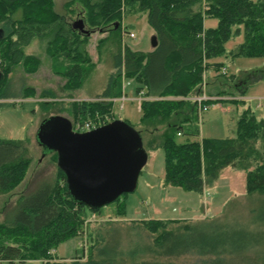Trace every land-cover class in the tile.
<instances>
[{
  "label": "trees",
  "instance_id": "16d2710c",
  "mask_svg": "<svg viewBox=\"0 0 264 264\" xmlns=\"http://www.w3.org/2000/svg\"><path fill=\"white\" fill-rule=\"evenodd\" d=\"M64 8L65 13L58 14L54 0H0V108L4 105L1 100L9 97L7 77L15 66L24 61L33 62V68L38 65L34 57L25 55V48L35 39H48V55L66 62L62 75L67 79L66 89L71 91L80 87L84 67L90 64V38L94 33L104 34L98 43H110L116 48V72L102 96L105 101L69 104L66 110L72 124L105 121L103 126L117 120L113 102L107 99L116 94L122 96V78L135 79L137 94L146 89L140 125L135 130L148 154L164 151L165 184L203 193L225 168L233 167L245 171L247 195L257 194L264 203V119H258L248 108L237 120L236 137L200 139L199 104L194 100L205 95L202 89L206 73H219L225 67V63L212 60L264 58V0H67ZM129 16L147 17L158 38V46L152 52L123 45V20ZM75 17L83 19L82 28L71 23L70 19ZM206 19H216L217 26L205 28ZM240 35L243 42L228 51L226 44ZM28 90H23L25 97L33 93ZM217 95L224 96L223 92ZM216 102L207 100L203 104ZM178 137L184 141L178 143ZM26 144L22 140H0V195L12 192L25 179L31 164ZM52 159L56 164L54 180L42 184L31 195H22L11 206L10 213L9 209L0 213V261L264 264V208L258 220L248 226L260 236H229L220 226L212 237L201 232L195 222L178 220L140 221L137 225L108 222L109 227L97 232L95 239L90 233V245L82 257L58 258L54 250L68 239L83 237L89 214L100 208L80 203L70 195L66 176L57 164V153H52ZM116 202L121 207L118 215H123L124 202L120 198ZM129 224L130 230L125 227ZM140 227L150 240L149 247L138 250L132 246V240L134 230ZM120 230L130 232L131 236L121 234ZM123 235H128L127 239ZM112 240L118 243L112 244ZM194 255L198 261L177 262Z\"/></svg>",
  "mask_w": 264,
  "mask_h": 264
},
{
  "label": "rangeland",
  "instance_id": "374dc122",
  "mask_svg": "<svg viewBox=\"0 0 264 264\" xmlns=\"http://www.w3.org/2000/svg\"><path fill=\"white\" fill-rule=\"evenodd\" d=\"M66 1L54 0V9L58 14L65 13ZM70 21L71 23L79 21L84 25L82 18L75 17ZM205 25L208 28H215L217 20L206 19ZM125 32L133 33L134 37H130L129 33L125 34ZM155 35L156 32L146 16H129L123 20V45L133 50L151 51V39ZM103 37L104 34L94 33L90 38L87 52L91 57V65L84 67L86 72L82 78L83 82L76 89L72 88L71 91L66 89L67 79L62 75L65 70L63 65H66V62L58 61L57 58L48 55V39H35L25 48V55L34 57L38 61L36 67H32L33 62L24 61L15 66L8 75L6 92L9 97L1 100L4 105L0 108V140L26 141L31 164L22 183L12 192L0 195V213L7 209L10 213L11 206L22 195H31L42 184L54 180L56 164L52 159V153L46 154L47 151L37 141V133L43 121L54 116L53 113L56 112H60V116L72 121L66 109L73 101L106 100L102 96L108 87L111 75L116 72V48L110 43L99 46V39ZM230 48H233L231 41L226 44V49L230 50ZM222 60L225 63L223 68L227 69L225 78L220 75L223 70L219 73L215 72L214 76L206 73L203 94L218 102L210 104L208 109L200 114V139L236 137L237 120L248 108L258 119H264V58L227 57ZM136 87L135 79L122 78L119 85L122 96L118 97L116 94L107 99L113 102L115 118L129 122L134 129L139 128L142 117L141 101L139 102V96L136 94ZM28 88V92L33 93L25 97L23 90ZM219 92H223L224 96H218ZM232 100L243 102L235 103ZM183 141L184 138H177L178 143ZM148 157V162L138 178L136 190L120 198L124 202V214L118 215L121 207L117 202L90 213L86 234L61 243L53 252L55 256L64 259L82 257L90 245L88 237L90 233L93 232L92 237L95 239L97 232L109 227L108 222L124 224L133 222L137 225L140 221L178 220L195 222L201 232L212 237L220 226L229 236L240 233L260 236V233L252 231L248 226L253 220H258V214L262 213L264 203L257 194L247 195L245 171L227 167L220 173L213 186L205 187L203 193H199L165 184L163 150L150 151ZM131 226L129 224L125 227L129 229ZM120 233L130 234L126 230H120ZM133 235L135 237L132 246L138 250L149 247L150 239L143 228L135 229ZM123 236L126 239L128 237V235ZM114 241L112 240V244ZM198 260L194 255L182 257L177 262L188 263ZM0 264L9 263L0 261ZM16 264H43V262L26 261Z\"/></svg>",
  "mask_w": 264,
  "mask_h": 264
},
{
  "label": "water",
  "instance_id": "95a60500",
  "mask_svg": "<svg viewBox=\"0 0 264 264\" xmlns=\"http://www.w3.org/2000/svg\"><path fill=\"white\" fill-rule=\"evenodd\" d=\"M75 26L84 25L77 21ZM151 45L158 46L156 35ZM37 141L46 154L57 153V164L66 176L70 195L93 208L109 205L134 192L149 159L138 131L119 119L78 133L68 118L54 115L43 121Z\"/></svg>",
  "mask_w": 264,
  "mask_h": 264
},
{
  "label": "built area",
  "instance_id": "2783aa9c",
  "mask_svg": "<svg viewBox=\"0 0 264 264\" xmlns=\"http://www.w3.org/2000/svg\"><path fill=\"white\" fill-rule=\"evenodd\" d=\"M130 37H134V34L130 33L129 34ZM222 74H226V68H223L222 69ZM145 100V97L140 94L139 95V102ZM195 101L198 102L199 104V111H200V114L202 111H206L209 107V105H204V101H207V100H216V99H212V98H208L206 95H203L201 97H196L194 98ZM105 123V121H101L99 124H95V123H92V122H86L84 124H76V125H73V130L75 132H78V133H84V132H87V131H91L93 129H96L100 126H102L101 124Z\"/></svg>",
  "mask_w": 264,
  "mask_h": 264
},
{
  "label": "crops",
  "instance_id": "0c3cea01",
  "mask_svg": "<svg viewBox=\"0 0 264 264\" xmlns=\"http://www.w3.org/2000/svg\"><path fill=\"white\" fill-rule=\"evenodd\" d=\"M65 4V3H64ZM206 21V20H205ZM204 26H205V28H208L206 25H205V22H204ZM130 34V32H125V34ZM133 34V33H132ZM241 36L242 35H240V36H238L237 38H235L234 40H231V43L233 44V48H230V50H228V51H231L232 49H234L235 47H237L239 44H241L242 42H243V36H242V38H241ZM230 42V41H229ZM155 48H153L152 47V50L151 51H149V52H152L153 50H154ZM137 51H139V50H137ZM149 52H144V53H149ZM222 59H224V58H219V59H216V60H212L211 62H213V63H216V62H218V63H220V62H224ZM212 70V69H211ZM227 70V69H226ZM211 74H212V76H214V73H215V71L214 70H212L211 72H210ZM209 73V74H210ZM137 86H138V84H137ZM136 89H137V87H136ZM136 94H137V92H136ZM140 94H142L144 97H145V94H146V89L144 88L139 94H137L138 96L140 95ZM141 106V105H140ZM141 111V110H140Z\"/></svg>",
  "mask_w": 264,
  "mask_h": 264
}]
</instances>
